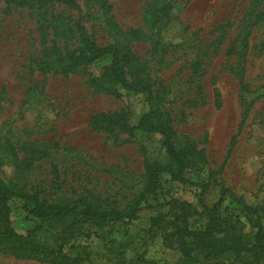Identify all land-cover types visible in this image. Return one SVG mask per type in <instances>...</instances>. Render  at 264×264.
<instances>
[{"label": "rangeland", "instance_id": "obj_1", "mask_svg": "<svg viewBox=\"0 0 264 264\" xmlns=\"http://www.w3.org/2000/svg\"><path fill=\"white\" fill-rule=\"evenodd\" d=\"M74 1V7L55 4L49 12L61 15L67 29L80 20L99 45L113 43L100 22L101 6H109L121 29L147 33L148 40L129 43L130 53L115 46L125 77L132 81L131 72L144 69L176 141L205 156L201 166L185 174L189 182L202 183V190L189 182H171L159 201L146 193L152 206L144 205L129 224L84 223L88 235H70L65 246L71 257L86 250L80 254L83 260L74 264H121L122 259L109 252V240H115L117 252L133 241L141 244L136 250L141 258L158 264L175 261L177 252L164 247L159 234L169 230L177 215L163 209L184 204L195 216L199 199L212 205L222 187L264 217V99H255L245 110L236 78L242 65L237 57L241 32L263 0H174L151 28L146 22L153 0ZM40 23L37 6L0 0V179L52 204L88 199L122 208L145 191L146 163L162 160V137L104 125L94 128L91 121L100 113H121L136 124L149 109L145 95L122 90L111 81L110 55L67 74L41 72V52L51 45L53 34H42ZM58 39L56 44H65L66 50L80 45L68 31ZM249 44L244 77L256 88L264 81V24L252 29ZM91 79L120 95L97 89ZM5 218L19 233L34 224L18 198L6 202ZM135 249L123 264H141L135 261ZM0 264L54 263L0 250Z\"/></svg>", "mask_w": 264, "mask_h": 264}, {"label": "trees", "instance_id": "obj_2", "mask_svg": "<svg viewBox=\"0 0 264 264\" xmlns=\"http://www.w3.org/2000/svg\"><path fill=\"white\" fill-rule=\"evenodd\" d=\"M173 2L174 0H153L148 5L150 20L146 24L151 28L154 23H159ZM16 4L31 8L37 6L41 33L46 36L50 32L53 34L50 40L51 45L45 46L41 52L39 61L41 72L67 74L95 59L110 55L111 81L122 90L145 95L149 109L140 116L136 124H131L129 118L121 113H100L91 121L94 128L104 125L106 129L117 127L119 131L129 134H133L134 130H139L146 133H157L162 137L159 151L162 154V160L155 158L146 163L145 191L132 198L122 208H111L88 199L52 204L22 189H15L0 179V212L2 211L0 213V250L17 257L41 262L74 264L78 260H83L80 254L86 250L75 251V257H71L65 250V246L70 241V235L74 237L87 234L84 223L129 224L144 205L152 206L148 204L146 193L151 194L153 201H159L158 199L167 193L168 183L189 182L185 176L186 172L201 166L205 161V156L194 146H184L176 141L172 127L156 100L157 95L153 83L144 69L133 70L131 72L132 81H128L125 77L119 52L115 46L121 45L130 53L129 43L148 40L147 33L140 28L121 29L110 15L109 6H101L104 11L100 22L107 28L113 43L99 45L80 20H75L72 28L67 29L61 15L56 17L54 13L49 12V8L55 4L74 7L76 5L74 0H16ZM262 24H264V0L263 6L255 13L251 22L244 24L237 53L242 65L236 72V78L241 102L246 106L245 110L255 99H264V81L258 87L251 88L244 77V64L250 47L251 31L255 26H262ZM49 29L51 30L47 32ZM66 31L71 33L77 42H80V45L71 51L66 50L65 44L61 47L56 44L60 43L59 39L56 40V36L65 37ZM90 83L97 89L116 96L120 95L117 90L100 86L95 79H91ZM11 153L17 160L14 148L11 149ZM189 183L203 189L202 183ZM11 198L22 200L23 209L34 220L33 226L25 233L16 231L5 218L6 202ZM226 200L229 201V205L226 204ZM199 201L200 212H196L195 216L187 212L184 204L177 206L173 204L163 209L167 212L174 211V215H177L168 224L169 230L164 228L159 234L164 247L172 248L177 252L175 261L163 264H264V217L257 207L248 204L242 197H238L225 187L221 188L219 199L212 205H207L202 197ZM167 203L165 199L161 205L164 207ZM160 228L158 225L157 230L160 231ZM114 242L115 240L113 242L109 240V252L122 259L121 264L125 263V255L134 253L135 248L136 262L158 264L149 258L140 257L136 252L141 248L139 242H125L118 252L115 250Z\"/></svg>", "mask_w": 264, "mask_h": 264}]
</instances>
